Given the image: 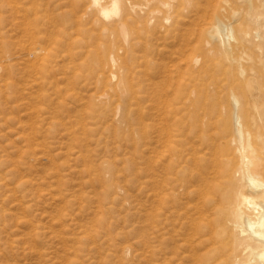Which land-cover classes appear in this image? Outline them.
<instances>
[{"label": "rangeland", "instance_id": "374dc122", "mask_svg": "<svg viewBox=\"0 0 264 264\" xmlns=\"http://www.w3.org/2000/svg\"><path fill=\"white\" fill-rule=\"evenodd\" d=\"M24 1L28 10L18 12L0 5V264H155L159 103L177 117L226 115V98L212 83L199 101L188 98L186 83L196 59L214 63L217 78L227 59L204 42L208 22L189 16L171 23L177 37L166 25L159 27L168 37L126 39L100 35L105 24L84 11L76 18L68 0H38L36 9ZM34 45L39 57L29 55ZM120 67L133 78L132 90L111 80ZM147 70L160 71V99L140 86Z\"/></svg>", "mask_w": 264, "mask_h": 264}, {"label": "bare ground", "instance_id": "6f19581e", "mask_svg": "<svg viewBox=\"0 0 264 264\" xmlns=\"http://www.w3.org/2000/svg\"><path fill=\"white\" fill-rule=\"evenodd\" d=\"M31 1L36 9L38 0ZM7 3L17 12L28 10L23 8L24 0H0V5ZM65 3L72 6L76 18L84 11L85 15L96 17L94 22H103L100 35L118 33L126 39L132 34L139 38L165 37L159 26L183 24L187 16L193 22H208L202 38L211 52L227 59V65L223 64L227 68L223 66L222 77L217 78L218 69L211 68L214 63L196 59L186 83L188 98L201 100L212 83L216 96L226 98L227 111L215 119V116L198 118L192 113L189 118L177 117L163 112H168V108L159 103L158 110L165 115L153 116L154 262L264 264V0H68ZM71 14H59L58 18L67 22ZM35 16L38 21L37 10ZM24 18L29 17L24 15ZM174 25L166 31L177 37L179 28ZM187 35L183 33L181 37ZM29 52L36 57L41 53L35 45ZM119 70L111 78L115 87L125 92L132 90L133 78L125 67ZM163 71L165 79H170L172 72L167 76ZM159 72L147 70L140 86L154 89L153 96L160 99L158 88L164 84L160 86L163 80L156 79ZM221 83L227 84L226 92ZM122 105L119 102L117 107Z\"/></svg>", "mask_w": 264, "mask_h": 264}]
</instances>
